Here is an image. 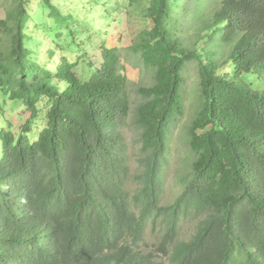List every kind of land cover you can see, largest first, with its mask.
Returning a JSON list of instances; mask_svg holds the SVG:
<instances>
[{"label": "trees", "instance_id": "obj_1", "mask_svg": "<svg viewBox=\"0 0 264 264\" xmlns=\"http://www.w3.org/2000/svg\"><path fill=\"white\" fill-rule=\"evenodd\" d=\"M59 1L3 0L0 97L18 101L27 119L16 132L0 127V264H264V96L234 82L264 74V0H126L143 7L131 50L154 69L153 83L138 90L145 168L135 194L120 131L129 99L119 49L101 44L86 80L65 56L53 71L30 57L33 6L60 16ZM185 18L201 36L192 46L182 38ZM217 31L231 46L224 60L233 79L218 75L220 62L205 48ZM192 62L202 103L189 128L190 177L162 207L155 167L183 114ZM189 218L200 219L195 232L178 240ZM158 219L163 236L146 252V230Z\"/></svg>", "mask_w": 264, "mask_h": 264}, {"label": "rangeland", "instance_id": "obj_2", "mask_svg": "<svg viewBox=\"0 0 264 264\" xmlns=\"http://www.w3.org/2000/svg\"><path fill=\"white\" fill-rule=\"evenodd\" d=\"M56 2V0H55ZM60 16L50 15V11L42 4L35 3L31 13V23L26 37V46L32 61L40 67L53 71L62 57L77 63L75 73L81 80H86L93 66L101 61L100 45L115 46L119 49L120 67L127 77V94L129 99V114L120 131L126 145L127 165L130 179L127 188L135 194L139 189V179L144 172L145 154L141 151V130L135 123L136 109L144 102L138 94L141 87L150 86L154 81V69L146 67L140 55L134 53L131 47L136 42L134 29L137 20L143 16V7L126 0H60ZM201 19L209 17L206 7L200 8ZM5 17L3 0H0V20ZM182 38L187 45L192 46L197 38L193 19L183 20ZM220 31L213 33L205 48L212 50L219 60L218 75H225L233 79L230 62H225L231 46H225L220 40ZM5 43H0L3 50ZM86 52L84 58L76 59L79 52ZM223 56V57H222ZM222 57V58H221ZM89 63L93 66L89 67ZM184 84L181 94L183 98V114L171 126L168 134V149L164 157L155 167L160 168L162 190L160 205L171 206L184 191L191 172L193 155L189 148V128L198 111L202 99L199 91L198 65L196 62L187 64L184 73ZM237 87H242L251 93L264 96V74H243L235 81ZM60 87L63 85L58 83ZM18 101H11L8 97H0V106L4 111L0 127L7 124L16 132L27 119L23 113V106ZM200 219L189 218L184 220L178 230V240H189L195 232ZM160 219L149 224L146 230L144 247L146 252L155 251L163 236ZM144 250V249H143ZM166 262V261H165Z\"/></svg>", "mask_w": 264, "mask_h": 264}]
</instances>
